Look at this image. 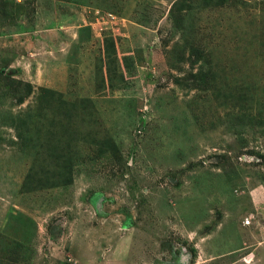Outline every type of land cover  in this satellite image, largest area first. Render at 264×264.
Returning <instances> with one entry per match:
<instances>
[{"label":"rangeland","instance_id":"1","mask_svg":"<svg viewBox=\"0 0 264 264\" xmlns=\"http://www.w3.org/2000/svg\"><path fill=\"white\" fill-rule=\"evenodd\" d=\"M0 264H264V0H0Z\"/></svg>","mask_w":264,"mask_h":264},{"label":"trees","instance_id":"2","mask_svg":"<svg viewBox=\"0 0 264 264\" xmlns=\"http://www.w3.org/2000/svg\"><path fill=\"white\" fill-rule=\"evenodd\" d=\"M41 92H43L44 94H49L50 96H51V95H54V93H53L52 91H50V90H48V89H46V88H42V89H41ZM16 120L19 121L18 118H16ZM17 121H16V122H17ZM19 122H20V121H19Z\"/></svg>","mask_w":264,"mask_h":264},{"label":"built area","instance_id":"3","mask_svg":"<svg viewBox=\"0 0 264 264\" xmlns=\"http://www.w3.org/2000/svg\"><path fill=\"white\" fill-rule=\"evenodd\" d=\"M248 223H249V220L246 219V220H245V225H248Z\"/></svg>","mask_w":264,"mask_h":264}]
</instances>
